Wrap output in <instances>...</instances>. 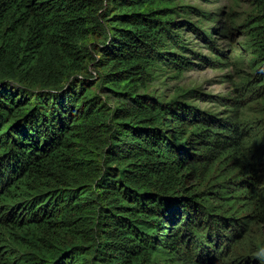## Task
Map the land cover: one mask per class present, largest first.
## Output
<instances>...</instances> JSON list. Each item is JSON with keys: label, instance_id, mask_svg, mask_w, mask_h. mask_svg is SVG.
Here are the masks:
<instances>
[{"label": "trees", "instance_id": "16d2710c", "mask_svg": "<svg viewBox=\"0 0 264 264\" xmlns=\"http://www.w3.org/2000/svg\"><path fill=\"white\" fill-rule=\"evenodd\" d=\"M176 3L0 0V264H217L253 194L264 207L258 165H232L247 138L237 115L138 92L158 63L191 67L168 51L184 49L181 24L199 31ZM255 44L248 85L264 110ZM99 81L120 108L95 96Z\"/></svg>", "mask_w": 264, "mask_h": 264}, {"label": "rangeland", "instance_id": "374dc122", "mask_svg": "<svg viewBox=\"0 0 264 264\" xmlns=\"http://www.w3.org/2000/svg\"><path fill=\"white\" fill-rule=\"evenodd\" d=\"M176 4L188 13L178 10L177 22L187 21L199 31L181 24L175 32L182 39L184 49L168 45V51L184 56L191 67L182 74L167 63H158L152 79L138 92L145 90L160 102H179L221 117L237 115L241 126L247 130L243 155L232 165L252 161L258 165L264 177V110L258 102L254 88L248 82L254 78L252 66L256 58L257 42L263 43L264 32L252 29L256 23L264 29V0H176ZM192 8V9H190ZM254 39V40H253ZM85 45L92 51L89 42ZM227 60L218 64L217 57ZM98 59L99 55L95 54ZM87 73L95 81L100 71L86 65ZM92 91L95 96L116 110L124 100L100 81ZM242 106V107H241ZM254 163V164H255ZM232 169V168H231ZM260 176V174H259ZM261 178V176H260ZM198 182V181H197ZM203 189L207 182L199 183ZM259 200L264 197V182L259 183ZM251 210L240 215H250L245 225L238 227L240 234L233 243L228 256L221 246L223 256H215L217 264H264V207L255 202L253 194ZM258 205H257V204ZM215 264V263H214Z\"/></svg>", "mask_w": 264, "mask_h": 264}]
</instances>
